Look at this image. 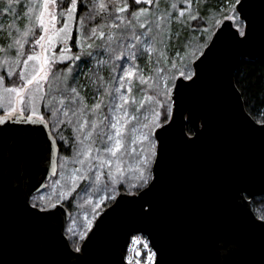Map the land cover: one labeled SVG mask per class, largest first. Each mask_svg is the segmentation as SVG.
<instances>
[{
  "label": "snow or ice",
  "instance_id": "obj_1",
  "mask_svg": "<svg viewBox=\"0 0 264 264\" xmlns=\"http://www.w3.org/2000/svg\"><path fill=\"white\" fill-rule=\"evenodd\" d=\"M0 3V264H264V215L245 211L238 226L207 227L172 247L156 199L170 142L197 143L209 127L196 97L222 56L225 64L264 61V49L252 50L264 36V0L216 5L211 25L209 0ZM205 25L211 35H201ZM142 60L157 65L151 76ZM240 88L248 84L229 79V95ZM261 106L264 99L250 104L259 120L240 114L264 133ZM41 162L53 172L73 165L71 186L51 202L35 179ZM81 184L98 199L77 232L57 206ZM255 184L235 181L237 207H249ZM107 218L116 222L111 232ZM250 228L259 230L252 238Z\"/></svg>",
  "mask_w": 264,
  "mask_h": 264
},
{
  "label": "water",
  "instance_id": "obj_2",
  "mask_svg": "<svg viewBox=\"0 0 264 264\" xmlns=\"http://www.w3.org/2000/svg\"><path fill=\"white\" fill-rule=\"evenodd\" d=\"M228 22L225 17V23ZM262 49L264 36H258L252 50L259 52ZM239 61L231 60L225 64L222 56L217 75L199 89L196 99L207 108L209 119V127L201 139L191 145H181L175 140L170 142L164 182L156 199L160 204L158 223L169 233L172 247L178 240L193 243L197 233L207 227L225 223L238 226L246 219L245 211L257 216L252 204L241 209L230 196L238 179L255 182V196L264 195V185L260 184L264 182V133L253 131L245 124L240 112L255 119L246 110L242 95L235 92L229 95L226 90L229 79L236 84ZM209 97L213 98L211 105L206 104ZM44 166L41 162L35 179L46 186V181L55 176L57 170L53 172V165L49 163L48 170L43 171ZM57 207H63L67 223L70 210L64 204ZM115 223L107 218L105 230L111 232ZM258 231L250 228L249 237H254Z\"/></svg>",
  "mask_w": 264,
  "mask_h": 264
},
{
  "label": "rangeland",
  "instance_id": "obj_3",
  "mask_svg": "<svg viewBox=\"0 0 264 264\" xmlns=\"http://www.w3.org/2000/svg\"><path fill=\"white\" fill-rule=\"evenodd\" d=\"M227 0L224 1L226 3ZM223 3V4H224ZM3 4L0 3V21H2L3 13H2V8ZM221 8L223 5H221ZM13 14L10 12L8 14L9 17H11ZM225 17L230 15L228 12H224ZM219 17V16H216ZM213 17L210 15L209 19H212ZM24 23H27V21H24ZM206 28L207 26L205 25V32H201V35L206 34ZM23 30V28H21ZM26 47H31V45H26ZM4 59V53L0 52V62H2ZM153 64H147L144 66H141L143 72L145 75L151 76L157 68V65L153 66ZM31 67V62L29 65V68ZM138 79V78H137ZM11 82V81H10ZM146 87V85H145ZM47 91V89H45ZM0 93H2V88H0ZM62 155H69V153L64 152ZM128 162L125 161V165ZM73 168V165L71 162L68 163L67 169H59L57 170V173L55 176L50 178L47 183L46 187L42 190V194L45 195L47 199L51 202L53 199H59L60 195L62 192L66 193L68 187L71 186V180H70V169ZM56 180H60V184H56ZM83 189V185L81 184L78 186L77 189L73 191V194L71 196H68L67 199L71 201L70 204H67L69 206V210L71 212V216L68 220L67 227H70L73 231H83L85 230L84 226L86 224L85 216H87L88 219L92 218L93 215V209L95 208V203L94 201L98 199V197L95 195V189L92 190H87ZM101 197L105 195V193L101 192L99 194ZM110 195V193H109ZM89 197H92L90 199ZM75 223H72V222Z\"/></svg>",
  "mask_w": 264,
  "mask_h": 264
},
{
  "label": "trees",
  "instance_id": "obj_4",
  "mask_svg": "<svg viewBox=\"0 0 264 264\" xmlns=\"http://www.w3.org/2000/svg\"><path fill=\"white\" fill-rule=\"evenodd\" d=\"M224 1L225 0H209L207 25L213 24L215 19L220 18V17H215L209 19V16L211 15L212 11L214 10L218 11L219 9H216L215 6L220 4L223 5ZM205 35H211V34H205ZM194 39L199 40V37L198 36L194 37ZM246 60L247 59H241L239 61L238 67L235 72V83L237 84L238 88H239V84L241 83L248 84L247 90L243 88H240L239 90L242 93L246 110L253 116L255 120H259L261 117L252 107H250V104L256 103L260 99H264V91L258 90V86L261 83H264V61H260L257 59L255 61H250L245 63ZM144 65H147V63L144 60H142L141 66ZM153 66H155V64H153ZM254 90L256 91L255 96L252 95ZM261 110L264 111V106H261ZM251 204H252V209L257 216L264 215V195L255 196ZM64 205L69 209V206L67 204Z\"/></svg>",
  "mask_w": 264,
  "mask_h": 264
}]
</instances>
